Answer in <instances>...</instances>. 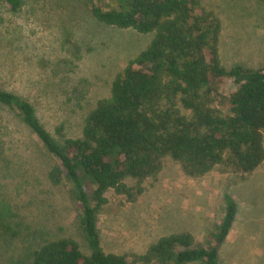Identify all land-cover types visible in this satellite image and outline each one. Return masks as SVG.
I'll return each mask as SVG.
<instances>
[{
    "label": "rangeland",
    "instance_id": "obj_1",
    "mask_svg": "<svg viewBox=\"0 0 264 264\" xmlns=\"http://www.w3.org/2000/svg\"><path fill=\"white\" fill-rule=\"evenodd\" d=\"M93 3L22 0L12 11L0 0V89L30 101L59 141L81 136L84 118L109 96L116 74L152 39L100 23L91 14ZM202 4L221 22L222 64L264 67V1ZM54 162L17 113L0 104V264H30L34 249L62 237L89 253L69 183L53 186L47 179ZM126 183L134 188V200L109 190L97 214L105 252L143 264L133 263L132 255L145 253L162 236L189 232L204 243L220 223L228 195L237 210L219 247V263L264 264V161L249 174L216 167L189 176L167 157L158 175L143 181L141 193H135V179Z\"/></svg>",
    "mask_w": 264,
    "mask_h": 264
},
{
    "label": "trees",
    "instance_id": "obj_2",
    "mask_svg": "<svg viewBox=\"0 0 264 264\" xmlns=\"http://www.w3.org/2000/svg\"><path fill=\"white\" fill-rule=\"evenodd\" d=\"M3 1L12 11L22 4ZM90 1L100 23L152 39L116 74L109 96L86 115L77 138L59 141L30 101L0 89V104L15 111L54 158L49 183H69L89 248L83 252L71 237L50 240L32 251L30 264H129L127 255L101 247L97 214L109 190L134 200L126 179H135V193H141L143 181L157 176L167 157L189 176L216 167L249 174L264 161V67L222 64L221 22L202 0ZM223 205V217L204 243L189 232L165 235L132 255L133 263L220 264L219 247L237 210L228 195Z\"/></svg>",
    "mask_w": 264,
    "mask_h": 264
}]
</instances>
